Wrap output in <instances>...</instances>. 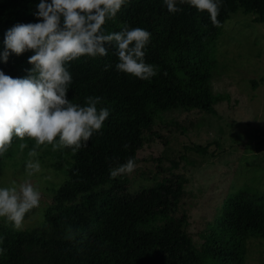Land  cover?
<instances>
[{
	"label": "trees",
	"instance_id": "trees-1",
	"mask_svg": "<svg viewBox=\"0 0 264 264\" xmlns=\"http://www.w3.org/2000/svg\"><path fill=\"white\" fill-rule=\"evenodd\" d=\"M39 2L0 0V53L5 50L10 28L38 22L33 13ZM179 7L182 11L173 14L164 0H126L115 19L103 25L106 33L118 32L125 25L151 33L144 59L159 71L150 81L117 71L114 47H109L104 57L82 56L68 62L70 74L76 71L85 75L72 76L67 98L86 106V97H102L97 110L108 108L110 115L102 134L94 133L86 147L69 152L63 167L66 177L45 209V222L71 233V240L50 256L53 264H241L249 239L264 240V201L258 203L242 194L226 198L222 212L208 223L201 234L202 242L196 245L186 229L185 215L176 216L186 177H166L132 193L124 185V175H110L111 169L129 158L136 163L147 137L159 136L153 127L162 113L177 109L216 113L214 105L222 97L211 87L212 72L217 67L214 41L225 20L238 9L256 14V22L264 21V0H222L218 26L213 25L207 11H197L187 3ZM33 54L31 50L19 56L10 52L7 63L0 57V71L13 78L27 77L33 67L28 58ZM91 65L102 68L104 79L88 73ZM106 65H110L107 70ZM116 74H126L127 87L112 84ZM167 124L179 132L188 129L175 120ZM17 139L13 137L12 142L29 147L35 143L28 137ZM190 149L206 150L199 145ZM82 204L90 210L89 216L81 211ZM0 238V248L6 249L0 254V264H21L26 244L50 249L45 232L0 226Z\"/></svg>",
	"mask_w": 264,
	"mask_h": 264
},
{
	"label": "rangeland",
	"instance_id": "rangeland-1",
	"mask_svg": "<svg viewBox=\"0 0 264 264\" xmlns=\"http://www.w3.org/2000/svg\"><path fill=\"white\" fill-rule=\"evenodd\" d=\"M255 17L238 9L225 20L214 41L217 67L212 72L211 87L222 97L214 105L216 113L181 109L162 113L153 127L159 136L147 137L134 172L123 174L127 178L124 185L132 193L166 177H186L176 216L185 215L186 229L196 245L202 242L201 234L208 223L222 212L226 198L242 194L258 203L264 201V21L256 22ZM88 73L104 79L102 68L95 65ZM71 75L81 78L85 73L75 71ZM125 76L116 74L112 84L127 87ZM172 120L188 125V129L176 131L167 124ZM22 144L12 142L0 161V188L31 183L41 193L39 206L25 214L20 230L45 232L50 249L24 245L21 264H53L50 256L71 240V233L45 222L44 212L66 177L63 167L71 149L54 151L52 145L36 143L21 148ZM193 145L206 150L190 149ZM34 148L37 154L32 157L29 153ZM30 160L40 165V171L32 175L26 170ZM79 201L82 203L81 198ZM80 209L85 216L90 215L87 205ZM0 226L14 229L4 217H0ZM241 264H264V240L249 239Z\"/></svg>",
	"mask_w": 264,
	"mask_h": 264
},
{
	"label": "clouds",
	"instance_id": "clouds-1",
	"mask_svg": "<svg viewBox=\"0 0 264 264\" xmlns=\"http://www.w3.org/2000/svg\"><path fill=\"white\" fill-rule=\"evenodd\" d=\"M170 13L182 11L184 3L197 11H207L214 26L222 0H164ZM126 0H40L36 23L16 24L5 35V50L0 53L7 63L11 53L21 55L31 50L28 62L33 65L25 78H13L0 71V155L5 154L13 137L35 140L37 146L49 144L53 150L86 147L94 133L110 115L108 108L97 110L102 97H86V106L73 104L67 92L73 81L68 62L82 56L108 55L114 47L119 62L115 68L141 80L150 81L158 74L155 65L145 63L146 46L151 33L143 28L125 25L118 32L106 33L103 25L113 20ZM10 50V51H9ZM110 65L105 66V70ZM58 138V140H57ZM26 147L22 144L21 148ZM35 148L29 155L36 156ZM132 158L110 170L112 178L134 172ZM28 174L40 171L38 162L26 164ZM41 193L31 183L19 188H0V217L16 230L23 225L25 214L39 206ZM3 238H0L2 242ZM6 249L0 248V254Z\"/></svg>",
	"mask_w": 264,
	"mask_h": 264
}]
</instances>
